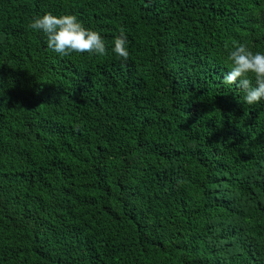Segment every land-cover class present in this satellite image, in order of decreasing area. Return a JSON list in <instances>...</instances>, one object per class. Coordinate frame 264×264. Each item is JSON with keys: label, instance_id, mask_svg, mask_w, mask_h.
Listing matches in <instances>:
<instances>
[{"label": "trees", "instance_id": "trees-1", "mask_svg": "<svg viewBox=\"0 0 264 264\" xmlns=\"http://www.w3.org/2000/svg\"><path fill=\"white\" fill-rule=\"evenodd\" d=\"M46 13L106 54L50 50ZM240 44L264 54V0H0V264H264V100L222 83Z\"/></svg>", "mask_w": 264, "mask_h": 264}, {"label": "clouds", "instance_id": "clouds-1", "mask_svg": "<svg viewBox=\"0 0 264 264\" xmlns=\"http://www.w3.org/2000/svg\"><path fill=\"white\" fill-rule=\"evenodd\" d=\"M28 27L34 31H42L47 37V47L60 56L72 53L103 56L107 52L101 35L85 28L74 15L56 16L46 13L34 18ZM112 52L125 61L128 59L127 36L123 30L114 39ZM228 59L231 61V68L224 75L222 83L237 84L243 89L244 101L248 105L264 100V54L253 53L245 45L240 44L230 51ZM249 74L254 78L255 86Z\"/></svg>", "mask_w": 264, "mask_h": 264}]
</instances>
